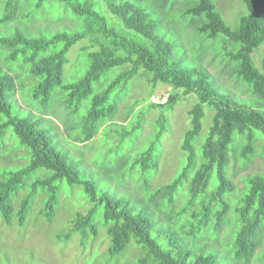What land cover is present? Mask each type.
Here are the masks:
<instances>
[{"label":"trees","instance_id":"16d2710c","mask_svg":"<svg viewBox=\"0 0 264 264\" xmlns=\"http://www.w3.org/2000/svg\"><path fill=\"white\" fill-rule=\"evenodd\" d=\"M57 1L64 3L76 16L83 19L84 29L73 33L58 32L49 37H30L17 29L10 36L0 37V44L10 48L5 60H14L23 55L24 61L30 64V74L40 78L34 90V98L43 96L45 105L50 89L57 85L68 93L67 103L80 102L92 92L94 81L109 69L122 66L123 69L107 86L93 96L91 107L81 122L84 134L78 139L90 140L96 135L99 126L104 121L114 119L117 112L116 104H105L110 92L120 85L125 87L127 81L138 75L141 69L147 74L153 88L161 82L171 89L166 101L151 105L171 108L181 94L196 95L197 102L188 112L190 128L185 132L181 144L182 149L187 152V163L172 181L155 189L152 200L157 202L156 210H150L146 206L135 210L126 200L107 192L98 196L95 183L91 180L82 181L76 167L51 143L47 128L42 126L39 118L11 113L10 99L17 91L16 78L9 71H3L0 66V113L7 116V120L0 123V138L4 129L11 125L21 143L30 151L27 166L0 172V213L5 222L10 224L12 219L13 207L9 200L12 191L20 186L24 176L38 168H44L51 171V174L38 177L32 187L48 191L46 207L49 211L57 199V186L54 183L59 179H66L70 184L82 183L89 199H98L104 205L110 255L120 253L133 242L143 249L138 264H216L219 262L218 255L225 250L231 253L235 263L241 261L248 264L260 245L261 237L264 239V174H253L244 181L247 191L235 205V231L231 241H228V250L214 234L224 225L230 209L227 194L235 190V183L227 174L228 150L234 133L246 136V144L240 151L241 158L245 159L253 152L254 129L264 135V53L260 67L255 65L251 56L254 50L264 46V0H241L245 5V12L239 17L235 29L223 20L213 0H191V5L186 6L182 12L189 19L202 18L197 32L203 34V38L212 39L222 35L229 41L225 55L228 56L231 70L238 79L251 87L255 105L238 102L231 93L216 90L210 82L211 76L201 65L183 64V60L177 58L175 46L177 47L176 39L179 40L180 36L173 31L174 27L166 23L164 17H160V6L159 15L155 17L159 19L160 26L164 27L163 31L158 30L154 17L148 11L129 0H104L109 11L117 18L113 21L96 10L92 0ZM42 2L43 0H37L36 5L40 6ZM18 4L19 0L5 1L6 14L0 17V24L10 22L16 16ZM86 35L90 36V45L83 47L88 51L90 59L88 68L79 80L63 83L66 54L71 45ZM57 43H61L57 50L39 57L40 53ZM42 91L45 95H42ZM205 103L213 107L214 114L202 144L203 160L189 175L196 160L193 142L201 131ZM163 128L155 133L154 140L132 162L133 167L140 164L145 170L156 165L158 157L154 154L155 145ZM213 172L215 183L212 184L211 193L202 195L198 208L191 210L190 216H187L186 212L194 205L196 197L211 184ZM185 184L187 187L184 189L187 188L188 191L187 202L180 209H175L172 198L174 199L176 190ZM33 195L34 190H31L19 203L16 215L20 223L24 220V213ZM163 199L168 200L165 202ZM97 206L85 214L78 213L73 221V229L80 230L82 240L87 232H96L93 215ZM174 211L179 218L184 217L180 230L170 228ZM159 216L164 217L162 221ZM211 219L214 220L211 222ZM211 223L213 232L207 230ZM192 243L199 245H191ZM259 256L261 264H264V249Z\"/></svg>","mask_w":264,"mask_h":264},{"label":"rangeland","instance_id":"374dc122","mask_svg":"<svg viewBox=\"0 0 264 264\" xmlns=\"http://www.w3.org/2000/svg\"><path fill=\"white\" fill-rule=\"evenodd\" d=\"M5 1L0 0V17L6 14ZM96 10L109 21L117 18L109 11L104 0H92ZM123 1V0H117ZM148 11L151 17L163 31L159 19L164 17L166 23L179 33V40L175 46V55L183 60V64L201 65L211 76L212 86L221 92L231 93L238 102L255 105V97L251 87L244 84L232 72L228 56L225 55L229 41L222 35L215 38H203L197 32V26L202 18H187L182 12L191 5L184 0H129ZM216 9L223 20L235 29L239 17L245 12V5L241 0H213ZM37 0H19L16 16L7 23L0 24V37L10 36L19 29L30 37L52 36L58 32L73 33L84 29V21L76 16L70 8L57 0H43L40 6ZM27 14H30L27 16ZM189 20V22H188ZM90 36H84L70 46L63 67V83L79 80L88 68L90 59L88 51L83 47L90 45ZM170 38V37H169ZM61 43L50 46L39 57L57 50ZM89 49H92L91 47ZM10 51L7 46L0 44V66L3 71H9L14 76L17 91L11 97V113L22 117L39 118L42 126L47 128L51 143L61 151L67 161L76 167L79 178L91 180L96 185L97 195L107 192L114 197L126 200L135 210L146 206L150 210L157 209V202L152 200V194L158 186L172 181L187 163V152L182 147L185 132L190 128L188 114L197 102L193 93L181 94L171 108L151 105L166 101L170 86L158 82L156 87L148 81L147 74L139 69V74L127 81L125 87H116L110 92L106 105L116 104L117 112L114 119L104 121L98 128L96 135L86 141L78 138L84 134L81 122L90 109L92 98L100 93L107 84L123 69L117 66L109 69L98 80L92 83V92L80 102L67 103L68 93L55 85L50 89L46 104L43 96L34 98V90L39 77L29 72L30 64L24 61L23 55L14 60H5ZM264 53V46H260L251 54L256 66L260 67V60ZM169 89V91H168ZM42 95H45L42 91ZM204 115L201 118V131L193 142L195 164L189 171L191 175L202 162V144L212 122L214 109L208 103L203 105ZM7 120V116L0 113V123ZM161 127L163 132L155 145L156 165L143 170L140 164L132 162L150 145L155 133ZM253 152L247 159L241 158L240 151L246 144L244 134L237 132L233 135V142L229 146V163L227 174L235 183V190L227 194L230 209L225 217L224 225L214 235L220 239L224 248L228 250V241L235 231V205L244 196L245 179L253 174H264V135L254 129ZM124 138H122V137ZM29 148L23 145L11 125L7 126L0 138V172L17 170L29 164ZM240 156V157H239ZM51 174L44 168L24 176L20 186L12 191L9 200L13 207L10 224H7L0 213V264H138L143 249L136 243H129L120 253L110 255V244L107 228L104 223V205L98 199L92 201L84 191L82 183L70 184L66 179L55 181L57 199L51 211L46 207L48 191L40 187L33 189L32 183L38 177ZM215 173H212L210 185L195 199L194 205L186 212L190 216L191 210L198 208L201 196H207L215 183ZM183 185L174 193L172 204L180 209L187 202L188 191ZM187 187V186H186ZM34 190V195L24 213V220L19 222L16 212L19 203L25 195ZM168 199H163L167 202ZM93 221L96 232L88 231L82 240L80 230L73 229V221L78 213L85 214L96 206ZM162 210H165L164 208ZM160 220L164 218L159 216ZM184 217L175 215L170 228L180 230ZM214 219H211V222ZM173 222V223H172ZM212 231V223L207 228ZM155 234V231L153 230ZM228 239V240H227ZM193 241V239H189ZM227 243V245H225ZM191 245H199L192 243ZM221 245V244H218ZM264 249V239L248 264H261L260 253ZM226 250L218 255L216 264H244L235 263L231 253ZM227 255L229 258H227Z\"/></svg>","mask_w":264,"mask_h":264}]
</instances>
